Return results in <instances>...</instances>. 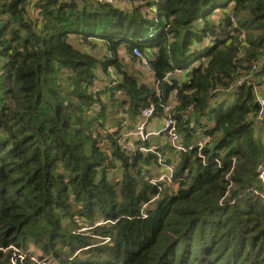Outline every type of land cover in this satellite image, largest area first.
I'll return each mask as SVG.
<instances>
[{
	"label": "trees",
	"instance_id": "16d2710c",
	"mask_svg": "<svg viewBox=\"0 0 264 264\" xmlns=\"http://www.w3.org/2000/svg\"><path fill=\"white\" fill-rule=\"evenodd\" d=\"M156 5L0 0V264H264V0Z\"/></svg>",
	"mask_w": 264,
	"mask_h": 264
},
{
	"label": "built area",
	"instance_id": "2783aa9c",
	"mask_svg": "<svg viewBox=\"0 0 264 264\" xmlns=\"http://www.w3.org/2000/svg\"><path fill=\"white\" fill-rule=\"evenodd\" d=\"M97 1L110 3L112 5H125V2L128 0H97ZM136 1H140L143 4V8H142L143 10L149 11L152 15L156 14V11H157L156 3L159 0H136ZM209 40L210 38L207 41ZM133 54L136 55L138 58H140L143 61V63H146L145 57H143L142 54L137 49L133 50ZM165 81H169V79L166 78ZM243 83H245L244 80L238 81L239 85H242ZM171 95H172L171 98H174L175 92ZM257 101L259 102L261 106V110L257 116V120L260 123L262 122L264 123V97H257ZM162 107H163L164 113L166 114V117L164 120V125L160 130L147 131L149 120L156 110V106L154 104H151L150 106H148L142 111L141 118L139 119L136 128L123 133V135L121 136L120 142L123 146L127 148L128 151L133 149L134 140L144 142L149 137H151V135H160V134H168L169 140L172 146L177 151L187 150L186 147L180 143V135L177 132L176 122L171 113V110L174 107V105L172 103H166L162 105ZM207 140H208L207 138L202 139L198 145L202 147L207 142ZM191 148L192 147H189V149ZM141 150L155 151V147H150V148L141 147ZM158 161L160 164L163 165L164 170L161 171V173L157 176V178H151L150 182H152L153 184H157L163 180L172 182L175 165L171 163H167L165 161V158L161 154H159ZM260 170H261V177L264 178V166L261 165Z\"/></svg>",
	"mask_w": 264,
	"mask_h": 264
},
{
	"label": "crops",
	"instance_id": "0c3cea01",
	"mask_svg": "<svg viewBox=\"0 0 264 264\" xmlns=\"http://www.w3.org/2000/svg\"><path fill=\"white\" fill-rule=\"evenodd\" d=\"M181 74L177 72L176 76L182 80L184 78V76H182ZM106 81H107V79H106ZM105 83H102V85H104ZM162 113H163V115H159L161 117H158V118L154 119L153 121L151 120L152 121L151 123L149 122L148 127L151 126L149 131H158L163 127L164 120H165V115H164L165 113H164V111ZM151 137L156 138V140L155 139L154 140L156 142H159V144H161V145H163V144L165 145V143L168 141L167 137L164 134L152 135Z\"/></svg>",
	"mask_w": 264,
	"mask_h": 264
},
{
	"label": "rangeland",
	"instance_id": "374dc122",
	"mask_svg": "<svg viewBox=\"0 0 264 264\" xmlns=\"http://www.w3.org/2000/svg\"><path fill=\"white\" fill-rule=\"evenodd\" d=\"M217 11H219V10H217ZM126 58L128 59V58H129V55H127ZM139 59H140V58H139ZM140 60H141V59H140ZM147 62H148V61H147ZM138 67H139L140 69H142L143 74L145 75V77H144L145 81L148 82L149 84L153 85L154 76H153L152 72H151L148 68H146V67H148V63H143V61L141 60V64H138ZM114 75H115V74H114ZM104 83H105V82H104ZM158 117H161V116H158V115L154 116V117L152 118V121H153L154 119L158 118ZM152 121H150V123H151ZM136 126H137V124H136ZM136 126H135V128H136ZM135 128H134V129H135ZM148 128L150 129L151 126H149ZM132 130H133V129H132ZM151 136H152V135H151ZM37 259H39L38 256H37ZM51 261H52V260L47 261V264H50Z\"/></svg>",
	"mask_w": 264,
	"mask_h": 264
},
{
	"label": "water",
	"instance_id": "95a60500",
	"mask_svg": "<svg viewBox=\"0 0 264 264\" xmlns=\"http://www.w3.org/2000/svg\"><path fill=\"white\" fill-rule=\"evenodd\" d=\"M170 84H171V83H170L169 81H165V82H164V84H163V95H164V96L166 95L167 90H168ZM159 110H160V111H163V107L160 106V109H159Z\"/></svg>",
	"mask_w": 264,
	"mask_h": 264
}]
</instances>
